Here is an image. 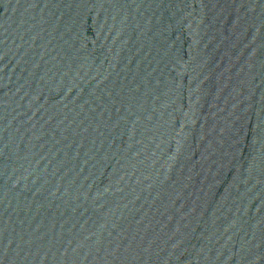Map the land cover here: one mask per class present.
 <instances>
[{
  "label": "water",
  "instance_id": "1",
  "mask_svg": "<svg viewBox=\"0 0 264 264\" xmlns=\"http://www.w3.org/2000/svg\"><path fill=\"white\" fill-rule=\"evenodd\" d=\"M0 264H264V0H0Z\"/></svg>",
  "mask_w": 264,
  "mask_h": 264
}]
</instances>
